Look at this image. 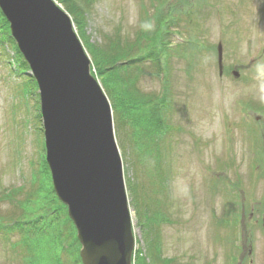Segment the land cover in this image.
<instances>
[{
    "label": "rangeland",
    "instance_id": "1",
    "mask_svg": "<svg viewBox=\"0 0 264 264\" xmlns=\"http://www.w3.org/2000/svg\"><path fill=\"white\" fill-rule=\"evenodd\" d=\"M77 4L83 10L80 28L68 14L114 106V133L136 238L134 264H145L147 258L151 264H226L225 255L237 250L230 247L234 235L225 221L241 213L244 245L237 264H264V51L247 65L262 36L264 0ZM161 27L164 36L155 34ZM172 33L185 37V45L177 44ZM9 36L8 23L5 27L0 19V49L5 51L0 53V230L10 234L9 240L0 234V264H26L29 257L31 264H81L75 227L44 160L38 87L29 78L31 70H22L17 62L16 51L21 53ZM171 43L177 46L170 48ZM120 51L129 53L127 59L134 55L135 62L107 68L109 58L113 61ZM154 51L158 59L144 62ZM95 55L107 69L102 74ZM5 57L13 64L5 63ZM13 67L23 71L19 79L11 77ZM120 75L127 82L117 81ZM118 98L131 105L122 101L117 111ZM164 99L170 102L166 112L157 110ZM246 111L257 125L254 130L244 119ZM151 112L155 120L146 117ZM159 122L172 124L174 132H154ZM250 159L256 164L253 175ZM220 167L225 172L215 176L212 171ZM226 179L239 182L241 213L235 210L237 193L226 190ZM16 187L8 197L2 195Z\"/></svg>",
    "mask_w": 264,
    "mask_h": 264
},
{
    "label": "water",
    "instance_id": "2",
    "mask_svg": "<svg viewBox=\"0 0 264 264\" xmlns=\"http://www.w3.org/2000/svg\"><path fill=\"white\" fill-rule=\"evenodd\" d=\"M0 7L40 87L46 159L83 244V264H133L112 109L72 18L54 0H0ZM219 61L222 68L221 48Z\"/></svg>",
    "mask_w": 264,
    "mask_h": 264
},
{
    "label": "trees",
    "instance_id": "3",
    "mask_svg": "<svg viewBox=\"0 0 264 264\" xmlns=\"http://www.w3.org/2000/svg\"><path fill=\"white\" fill-rule=\"evenodd\" d=\"M60 2H62V3H64L65 4V7H66V9H68V11H69V13L72 15V17H73V19H74V21H75V23H76V26L77 25H79V27L78 28H80V26H82L81 25V21H82V18L80 17L81 16V14H80V12L82 13V8L77 4V0H59ZM82 10V11H81ZM83 14V13H82ZM0 19L2 20V25L3 26H5L6 27V25H7V21H6V19L3 17V15H2V13H1V11H0ZM81 20V21H80ZM159 28H160V26H159ZM161 32V33H160ZM164 30L163 29H158V31L155 33V34H157V35H161V34H163V36H164ZM150 34V33H149ZM148 35V34H147ZM5 36V34L4 35H2L1 37H4ZM10 36H9V40H10ZM139 38H142V36H139ZM152 47V46H151ZM150 47V48H151ZM127 54H129V53H125V52H122V51H120L116 56H115V58L116 59H113V61H112V58H114L113 56L111 57V58H109V60L107 61V68H118V66H120V65H116V64H118L117 62H127V60H129V63H128V65H130V62L131 63H133V62H135L134 60H136L133 56L134 55H132V57H130L129 59H127ZM133 54V53H132ZM150 54H152L153 55V57H155V59L157 60L158 59V53H156L155 51H154V54L151 52V53H149V55ZM17 56H18V62L23 66V67H25L26 68V66H27V64L25 63V61L23 60V58L21 57V55L19 54V52L17 51ZM95 57V59H94V62H95V66H96V68H97V70H98V72H99V74H102L105 70H107L106 68H105V66L102 64V61L101 60H99L98 59V57H96V55L94 56ZM134 59V60H133ZM133 60V61H132ZM122 65V64H121ZM28 67V66H27ZM123 67V66H122ZM131 67H132V65H131ZM126 72H130L131 73V71H129V67L127 68V71ZM95 74H96V71H95ZM97 75V74H96ZM133 77V76H132ZM116 80L117 81H126L127 82V79H124V78H122V75H120V77H116ZM31 81H33L32 79H31ZM129 81V80H128ZM34 82V81H33ZM132 82V81H131ZM114 96V95H113ZM123 99H124V97H123ZM122 101H124V103L122 102ZM138 102H140V103H146V101H142V100H137ZM130 102L131 103H133V101H132V99L130 98ZM124 104V105H131L130 103L128 104V102H126V100H122V98H118V101H117V111L119 110V108H120V106H121V104ZM169 103L170 102H168L166 99H164L163 101H162V103H158V105H157V110H159V111H169V109H170V106H168L169 105ZM120 104V105H119ZM133 105V104H132ZM114 107V106H113ZM146 117L147 118H149L150 120H155L154 119V115L152 114V112L151 113H149V114H146ZM155 118L158 120V121H161V123H162V119H160L159 117H158V115L157 116H155ZM171 126H173L172 124H169V123H166L165 125H160V122L158 123V125H157V128L155 127L154 129H153V131L154 132H157V133H159L160 135H162L163 134V132L166 130V131H171ZM174 129V127H172V130ZM176 132V131H175ZM158 143V144H157ZM160 142L159 141H157L156 142V145H158V146H160V144H159ZM41 175V174H40ZM159 261L162 259L160 256L157 258ZM174 259V258H173ZM173 259H168V260H173ZM148 260H150V259H148L147 258V261H146V263L145 264H151L150 263V261L148 262ZM79 263H80V259H79Z\"/></svg>",
    "mask_w": 264,
    "mask_h": 264
},
{
    "label": "bare ground",
    "instance_id": "4",
    "mask_svg": "<svg viewBox=\"0 0 264 264\" xmlns=\"http://www.w3.org/2000/svg\"><path fill=\"white\" fill-rule=\"evenodd\" d=\"M263 51H264V50H262V51H261V53H262ZM259 58H260V56H258V58H257V59L254 61V63H255V62H256V61H257ZM254 63H253V64H254ZM109 104H110V106H111V109H112L113 107H112V105H111L110 101H109ZM112 112H113V109H112Z\"/></svg>",
    "mask_w": 264,
    "mask_h": 264
}]
</instances>
